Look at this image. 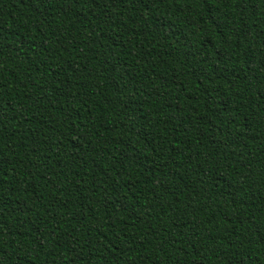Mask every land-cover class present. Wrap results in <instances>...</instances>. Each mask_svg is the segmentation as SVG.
<instances>
[{"label": "trees", "instance_id": "16d2710c", "mask_svg": "<svg viewBox=\"0 0 264 264\" xmlns=\"http://www.w3.org/2000/svg\"><path fill=\"white\" fill-rule=\"evenodd\" d=\"M0 264H264V0H0Z\"/></svg>", "mask_w": 264, "mask_h": 264}]
</instances>
